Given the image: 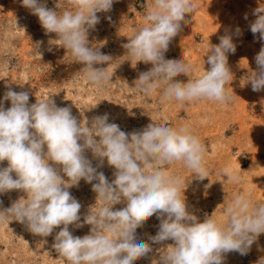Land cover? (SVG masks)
<instances>
[{"label": "clouds", "instance_id": "9594fccd", "mask_svg": "<svg viewBox=\"0 0 264 264\" xmlns=\"http://www.w3.org/2000/svg\"><path fill=\"white\" fill-rule=\"evenodd\" d=\"M21 3L38 17L46 34H56L59 46L82 66L88 84L101 90L109 83L108 67L96 65H109L112 57L91 47L88 34L100 22L97 13L110 11L114 0H67L70 10L62 12L47 8L40 0ZM195 7L193 0H153L148 6L144 26L123 45L125 61L133 68L139 62L151 64L139 74L134 88L145 96L159 89L162 102L177 105L202 99L230 104L233 98L225 87L232 77L228 54L236 51L231 32L219 37L218 44L209 42L205 56L210 67L196 79L176 80L180 75L188 77L190 66L165 58L170 42L181 31V22ZM254 15L250 31L264 40V7L255 9ZM240 31L235 29L236 34ZM255 63L247 83L258 92L264 90V46ZM29 99L28 92L9 87L3 100L11 106L5 109L0 101V162L7 161V167L0 168V194L21 190L27 196L0 210V222L15 220L40 237L50 236L59 227L52 247L63 264H134L148 256L153 245L164 246L156 249L159 259L152 264H223L225 254L246 255L264 233V202L253 204L244 194L234 196L223 224L212 216L201 222L188 210L182 194L186 181L165 175L167 166L182 162L196 179L208 178L203 166L206 146L187 125L174 128L150 123L126 133L109 122L108 114L93 117L89 124L87 118L78 120L70 107L56 106L51 97L32 104ZM86 150L99 160L98 167L106 159L115 169V179L109 182L93 167ZM222 175L231 182L240 181L238 174L227 169ZM81 180L91 184L103 202L83 220L82 205L68 190ZM122 202L125 207L113 210ZM154 215L160 221L158 231L147 241L138 240L136 230ZM85 224L91 227L83 237L69 230L70 225L80 228ZM258 264H264V259Z\"/></svg>", "mask_w": 264, "mask_h": 264}, {"label": "rangeland", "instance_id": "374dc122", "mask_svg": "<svg viewBox=\"0 0 264 264\" xmlns=\"http://www.w3.org/2000/svg\"><path fill=\"white\" fill-rule=\"evenodd\" d=\"M40 2L56 11L70 10L67 0ZM152 2L114 0L110 11L97 13L100 22L89 30V44L112 57L109 65H96L108 67L111 77L103 89L97 90L84 80L82 66L59 46L56 34H46L38 17L23 7L21 0H0V101L5 109L11 106L10 101L3 100L9 87L28 92L29 104L51 97L56 106L70 107L78 120L87 118L89 124L93 117L108 114L109 122L118 124L126 133L142 130L150 123L174 128L187 125L206 146L203 166L208 178L196 179L193 170L182 162L167 166L165 175H177L186 181L182 194L184 191L188 210L201 222L212 216L223 224L227 221L226 208L235 195L250 196L253 204L264 202V90L254 92L247 83L248 75L257 67L255 56L264 46L260 34L253 35L250 31V24L256 19L254 10L264 7V0H193L196 7L181 22V31L170 42L165 58L182 60L190 66L188 77L180 75L176 80L196 79L210 67L205 56L209 42L218 44L219 37L231 32L236 51L228 54L232 77L225 87L233 102L221 104L202 99L183 105L162 102L159 89L150 96L136 91L135 80L151 64L139 62L133 68L125 61L128 57L123 45L144 26L143 18ZM237 27L241 30L239 34L235 33ZM85 155L109 182L115 179V169L106 159L98 167L100 162L91 151L86 150ZM2 167H7V161L0 162ZM225 169L238 174L239 183L227 180L222 175ZM68 190L82 205V220L89 210L103 205L92 185L84 180ZM21 198H27L21 190L0 194V210ZM125 206L122 202L114 205L113 210ZM159 223L155 215L149 218L136 230L137 239L147 241L149 235L156 234ZM90 227L70 225L69 230L74 236L83 237L89 234ZM59 230L58 227L50 236L40 237L15 220L0 222V264H63L52 247ZM163 246L153 245V251L134 264H152L153 259H159L156 249ZM261 259H264V233L246 255L225 254L223 264H258Z\"/></svg>", "mask_w": 264, "mask_h": 264}]
</instances>
